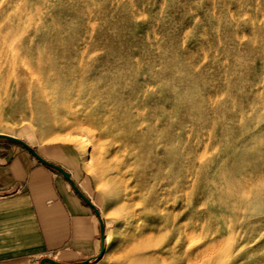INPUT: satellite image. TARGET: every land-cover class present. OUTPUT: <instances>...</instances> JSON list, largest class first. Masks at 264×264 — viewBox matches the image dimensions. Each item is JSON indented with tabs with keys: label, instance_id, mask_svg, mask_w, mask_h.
I'll return each mask as SVG.
<instances>
[{
	"label": "rangeland",
	"instance_id": "rangeland-1",
	"mask_svg": "<svg viewBox=\"0 0 264 264\" xmlns=\"http://www.w3.org/2000/svg\"><path fill=\"white\" fill-rule=\"evenodd\" d=\"M0 129L128 184L116 262L264 264V0H0Z\"/></svg>",
	"mask_w": 264,
	"mask_h": 264
},
{
	"label": "crops",
	"instance_id": "crops-1",
	"mask_svg": "<svg viewBox=\"0 0 264 264\" xmlns=\"http://www.w3.org/2000/svg\"><path fill=\"white\" fill-rule=\"evenodd\" d=\"M0 132L22 138L45 159L62 166L97 207L103 220V250L87 264H123L115 261L125 251L121 242L136 243L155 234L149 218L143 230L134 232L143 218L134 220L132 198L112 188L128 184L101 180L75 145L60 141L38 145L9 130ZM123 237L129 238L122 241ZM99 246L97 217L68 181L20 144L0 139V264H38L41 256L80 260L95 254Z\"/></svg>",
	"mask_w": 264,
	"mask_h": 264
},
{
	"label": "water",
	"instance_id": "water-1",
	"mask_svg": "<svg viewBox=\"0 0 264 264\" xmlns=\"http://www.w3.org/2000/svg\"><path fill=\"white\" fill-rule=\"evenodd\" d=\"M0 139L9 140L12 142H15L17 144H20L22 147H24L28 152H30L38 161L45 164L46 166L56 170L60 173V175L68 181L69 185L73 189V191L86 203L88 204L93 212L95 213L97 220H98V229H99V240H100V246L98 251L86 258L80 259V260H74V261H60L53 259L49 256H41L38 259V264H44L45 262H49L51 264H87L91 261H94L97 259L103 250V242H104V230H103V220L101 218V215L97 209V207L91 202V200L79 189L75 181L70 176L69 172L65 170L62 166L59 164H56L52 161H49L45 159L43 156H41L30 144H28L25 140H23L20 137H17L13 134L6 133V132H0Z\"/></svg>",
	"mask_w": 264,
	"mask_h": 264
},
{
	"label": "bare ground",
	"instance_id": "bare-ground-1",
	"mask_svg": "<svg viewBox=\"0 0 264 264\" xmlns=\"http://www.w3.org/2000/svg\"><path fill=\"white\" fill-rule=\"evenodd\" d=\"M65 36H66V34H65ZM14 39V38H13ZM16 39V38H15ZM73 54V53H72ZM14 56V55H13ZM227 256V255H226ZM225 258V257H224Z\"/></svg>",
	"mask_w": 264,
	"mask_h": 264
}]
</instances>
